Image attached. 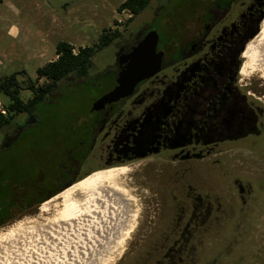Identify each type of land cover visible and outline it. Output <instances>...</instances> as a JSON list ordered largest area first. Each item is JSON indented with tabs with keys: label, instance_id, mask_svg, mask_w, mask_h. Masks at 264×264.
Instances as JSON below:
<instances>
[{
	"label": "flooded vegetation",
	"instance_id": "obj_1",
	"mask_svg": "<svg viewBox=\"0 0 264 264\" xmlns=\"http://www.w3.org/2000/svg\"><path fill=\"white\" fill-rule=\"evenodd\" d=\"M190 1L164 14L161 35L147 25L135 37L117 31L107 92L124 56L149 32L162 56L161 70L130 95L91 111L105 92L62 130L24 114L0 131V225L44 216L42 205L96 171L126 169L145 194L144 221L133 233V204L126 230L100 264H229L234 253L241 259L235 248L242 221L264 213V101L241 75L245 53L264 29V0ZM235 219L241 222L230 230ZM32 253L31 262L38 256Z\"/></svg>",
	"mask_w": 264,
	"mask_h": 264
},
{
	"label": "rangeland",
	"instance_id": "obj_2",
	"mask_svg": "<svg viewBox=\"0 0 264 264\" xmlns=\"http://www.w3.org/2000/svg\"><path fill=\"white\" fill-rule=\"evenodd\" d=\"M124 1L0 0V79L24 70L26 73L25 77H18V80L30 78L34 81L37 78L36 70L57 58L56 45L60 42L72 45L74 47V53H76L80 48L94 46L98 42L101 33L107 30H116L124 38L128 32L135 37L138 35L141 27L147 25L157 30L161 35L162 32L159 28L162 24L164 14L173 15L177 4L191 2L190 0H150L147 7L128 21L130 13L126 11L118 12L120 4ZM159 12L161 13L159 14ZM155 14H158V16L155 17ZM130 40H132L131 37L127 41ZM116 48L117 43L115 38H112L107 45L98 47L93 53L92 65L88 70V77L79 80L75 79L73 75H70L60 81L55 93L50 98L48 97L47 102H44V104L36 108V116L44 118V121L49 118L48 120L53 121L54 124H60V130H62V127L67 122H73V118L87 114L91 102L107 92L113 85V74L109 73L108 70L115 65ZM260 76V72H256L244 78L243 82L250 83L252 85V91L250 92L264 101V79ZM37 82L39 85L45 82V80L38 79ZM21 98L24 101L30 99V91H22ZM3 103H8V99L0 95V110H2ZM24 117V114L16 116L12 120V124L21 122ZM1 134L0 132V141ZM95 165L96 162H89L87 167L90 166L92 167L91 170H95L98 168ZM87 167H83V171L85 170L84 174L91 171L86 170L89 168ZM102 171L104 170L96 171L81 181ZM132 173V171L126 170L125 173L117 177V183L135 199V209L137 212L134 221L137 220V224L135 226L136 228L133 227V233H136V230L139 229L138 232L141 230V225L139 226L138 222L142 220L140 218L144 206L142 199L145 194L140 193V189H135L136 185L134 186L132 184ZM112 201L113 199L101 202L104 206L106 205L104 210L107 212H111V210H107V204L112 203ZM60 204L59 200L53 203H47L49 215L42 217L26 216L23 219L15 218L3 221L2 225H0V235L7 233L17 224L30 222L32 219L40 221L37 230L42 232V229L45 227L43 221L47 220L48 226L51 227L53 225V232L47 229L43 233L44 237L37 235L38 242L33 238L35 234L28 233L33 238L32 244L34 242L39 245L46 244V240L44 239L58 234L55 238L59 239L61 243L64 244L67 239L66 244L72 250L70 252V259H73L75 252L85 247L82 244L84 243L83 239L85 237L82 238L83 236L80 234L85 233L87 237L92 231V228H99V222L92 220L94 221V225L91 228L89 224L85 225L88 229L82 228V226L79 227L74 223L69 226L70 229L61 232L58 230L56 224L50 221L60 208ZM138 212H140L139 215ZM239 222L241 221L237 219L232 220L229 225L230 230L236 229ZM242 229L244 236L241 240L240 247L235 249L238 251L237 255H240V258H243V260L241 261L234 253L229 258V264H246L249 261H262V264H264V213L258 221L245 218L242 221ZM70 230L72 231L70 232ZM95 231L97 229L94 230V235L90 237V240L97 244L98 241L94 239L96 237ZM132 234L128 235L131 241L133 239ZM72 236L75 237L76 242L72 241ZM125 238L122 242L124 244L129 243L130 239ZM61 243H57V245ZM69 243L74 244V246L71 247ZM12 249V253L7 254L8 257L3 253L2 257H4L0 258V264H24V262L26 264H41L43 260L42 256L44 253L40 254L39 252L36 257V263H34V260L31 262L29 257L26 261L21 262L18 258L19 253L14 251L16 250L14 247ZM55 250H58V248L55 247ZM12 254L13 256H10ZM63 256V254H60V256L56 257L63 258ZM68 262L70 264H78L76 259ZM54 263L64 264L60 260H55Z\"/></svg>",
	"mask_w": 264,
	"mask_h": 264
},
{
	"label": "bare ground",
	"instance_id": "obj_3",
	"mask_svg": "<svg viewBox=\"0 0 264 264\" xmlns=\"http://www.w3.org/2000/svg\"><path fill=\"white\" fill-rule=\"evenodd\" d=\"M245 57L246 63L242 68L241 75L247 78L256 72H260V77L264 79V29L248 48ZM125 172L126 169H110L103 171L77 183L48 202L53 203L59 200L61 203L54 218L50 220L56 224L58 230L61 232L70 229L69 226L74 223L79 227L82 226V228L88 229L85 225L89 224L91 228L94 225V221L92 220H97L99 222V228H95L97 231H95L96 237H94V239L98 241L97 244L90 240V237L94 235V228H92V231L87 237L85 233L80 234L83 236L82 238L85 237L83 239L84 243H82L85 247L82 250H77L75 255H73V259H70V252L72 250L69 249L68 244L64 246L65 243L63 244L59 239L55 238L58 234L44 239L46 240V244L39 245L35 242L32 244L33 238L38 242L36 236L41 235L44 237L43 233H45L47 229L53 232V225L51 227L48 226L47 220L43 221L45 227L42 229V232H39L37 227L40 221L32 219L27 223H19L7 233L0 235V258L4 257H2L3 253L6 255L12 253V248L14 247L16 249L14 251L19 253V260H24L27 259L28 256L30 257L34 251H36L37 254L39 252L43 254L48 251H55V247L53 246L55 245L54 243H56V247L58 248V246L62 245L63 250H57L58 253L55 254L53 258H48L44 254L43 256L41 255L43 257L41 264H55V260H60L64 264H70L68 261H74V259L78 261V264L102 263L104 259L112 254V248L117 236H121L123 230H126L130 222L133 204H135L134 198L117 183V177ZM111 199H113L112 203L107 204V210H111V212H107L104 210L106 205L104 206L101 202ZM40 212L42 215L49 214L47 204L42 205ZM111 223H114V225ZM71 231L72 230H70V232ZM28 233L35 235L31 238ZM72 238L75 239L74 236H72L71 239ZM71 239H69V241H71ZM57 243L61 244L57 245ZM72 246H74V244H71V247ZM60 254L64 255L63 258L56 257L60 256ZM10 256H13V254ZM36 257L37 256H35L34 263H36Z\"/></svg>",
	"mask_w": 264,
	"mask_h": 264
},
{
	"label": "trees",
	"instance_id": "obj_4",
	"mask_svg": "<svg viewBox=\"0 0 264 264\" xmlns=\"http://www.w3.org/2000/svg\"><path fill=\"white\" fill-rule=\"evenodd\" d=\"M149 3L150 0H125L120 4L118 12L130 13L129 21ZM116 35V30L103 31L94 46L80 48L76 53H74L72 45L65 42L58 43L56 45L57 58L38 68L36 70L37 78L34 81L30 78L18 80V77H25L24 70L0 79V95L8 99V103H3L2 110H0V131L10 125L11 121L18 115L36 116V108L47 102L48 97L50 98L58 89L60 81L70 75L77 79L88 77L94 51L98 47L107 45ZM38 79H44L45 82L38 85ZM22 91H30L31 98L27 101L22 100Z\"/></svg>",
	"mask_w": 264,
	"mask_h": 264
},
{
	"label": "water",
	"instance_id": "obj_5",
	"mask_svg": "<svg viewBox=\"0 0 264 264\" xmlns=\"http://www.w3.org/2000/svg\"><path fill=\"white\" fill-rule=\"evenodd\" d=\"M158 37L149 32L145 38L124 56V69L118 74L116 86L96 100L91 111H98L105 105L118 101L131 94L134 86L143 79L150 78L161 70V54L156 53Z\"/></svg>",
	"mask_w": 264,
	"mask_h": 264
},
{
	"label": "built area",
	"instance_id": "obj_6",
	"mask_svg": "<svg viewBox=\"0 0 264 264\" xmlns=\"http://www.w3.org/2000/svg\"><path fill=\"white\" fill-rule=\"evenodd\" d=\"M123 12H125V11H123ZM129 17H130V15H129ZM72 241L76 242V239L72 238Z\"/></svg>",
	"mask_w": 264,
	"mask_h": 264
}]
</instances>
